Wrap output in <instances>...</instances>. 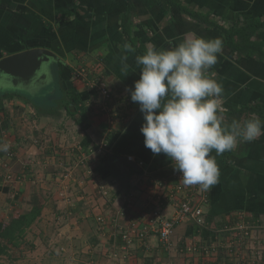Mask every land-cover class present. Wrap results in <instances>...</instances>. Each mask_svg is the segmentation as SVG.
<instances>
[{
	"label": "crops",
	"instance_id": "crops-1",
	"mask_svg": "<svg viewBox=\"0 0 264 264\" xmlns=\"http://www.w3.org/2000/svg\"><path fill=\"white\" fill-rule=\"evenodd\" d=\"M180 1L189 10L208 14L221 24L236 17L264 20V0ZM133 2L131 37L135 43L121 24V15L128 8L125 0H0V59L43 47L62 60L46 66L48 91L37 106L21 92L19 96L15 94L18 91L0 89V143L8 142L15 151L14 158L0 152V220L9 221L15 213L37 210L24 241L9 245L16 264L203 261L200 253L186 255L174 247H163L157 234L144 240L135 238L131 254H122L123 242L115 222L126 224L131 214L150 213L156 204L151 200V185L145 187L146 183L135 192L133 205L126 204L132 184L130 169L115 156L133 155L148 168L167 173L171 163L165 154L154 155L144 144L140 131L144 117L130 94L140 77L136 55L143 54L149 44L157 48L175 46L190 32L204 38L220 37L224 45L225 38L218 28L207 26L178 7L167 9L157 0ZM253 40L264 44V27ZM128 44L135 52H127ZM81 67L93 76L102 73L118 114L100 110L99 93L75 77V70ZM210 72L224 87L223 115L227 122L243 121L255 114L247 110L228 116L227 111L255 104L264 109V59L240 55L225 45ZM70 87H75L80 96L78 111L73 114L67 108L70 99L64 91ZM50 94L54 96L49 98ZM260 118L264 120V115ZM83 155L104 180L108 196L99 193L96 179L85 172L84 166L76 165ZM211 155L216 157L221 175L208 190L207 225L200 227L191 220L179 223L174 244L199 239L218 244L221 264H264V135L239 144L234 152L216 156L213 150ZM68 170L73 176L62 185L60 176ZM162 210L171 217L175 207L166 202ZM240 223L249 227L251 234L231 254L228 243ZM26 247L33 253V263L19 262Z\"/></svg>",
	"mask_w": 264,
	"mask_h": 264
},
{
	"label": "clouds",
	"instance_id": "clouds-1",
	"mask_svg": "<svg viewBox=\"0 0 264 264\" xmlns=\"http://www.w3.org/2000/svg\"><path fill=\"white\" fill-rule=\"evenodd\" d=\"M222 38H204L190 32L175 46L157 48L149 44L136 55L140 77L130 89L144 123L140 131L145 147L154 155L170 159L185 186L203 190L219 182L216 156L234 152L239 144L264 135V120L252 115L246 120H225L224 87L210 69L224 52ZM127 52H135L125 45ZM127 60V54L123 57ZM11 145L0 143V152Z\"/></svg>",
	"mask_w": 264,
	"mask_h": 264
},
{
	"label": "built area",
	"instance_id": "built-area-1",
	"mask_svg": "<svg viewBox=\"0 0 264 264\" xmlns=\"http://www.w3.org/2000/svg\"><path fill=\"white\" fill-rule=\"evenodd\" d=\"M94 74L96 76L90 75L89 70L85 67L77 68L75 70V77L81 79L89 90L97 91L99 93L97 104L100 110L118 114L111 104L113 93L108 81L103 77L102 73L96 72ZM5 156L7 158H14L15 151L10 147V150L5 153ZM127 159L136 162L143 171L141 174L134 173L132 175L131 181L133 187L128 193L126 204L128 206L131 204L133 205L135 201V192L146 183L145 187L151 185L149 186L151 192H153L151 200L156 205L151 209L150 213L131 214L128 223L126 224L114 221L119 229V234L121 235L123 242L121 246L122 254L125 256L131 254V246L134 243L135 238L144 240L151 234H157L160 244L163 247L168 249L174 247L181 254L191 255L200 253L203 255V261L196 264H221V261L218 259V244L204 243L198 239L191 243L175 245L173 241L175 229L181 222L191 220L200 227L207 225L206 204L208 203V190H203L199 185L185 186L182 183L180 173L174 171L172 162L169 164L168 173L166 172L163 176L158 177L155 176L154 172L151 171L142 161H137L135 156L127 155ZM5 165L8 166L7 162ZM76 165L84 166L85 172L96 179L99 193L101 195H109V190L106 184H104V180L99 174H96L88 156H81ZM63 176L71 178L73 173L67 171ZM11 179V176H8V180ZM166 202L173 204L175 207L174 213L171 217L165 216L162 212ZM122 214L123 212L121 211V215ZM233 230L235 231L234 236H232V239L228 243L230 244L229 253L231 254H233V248H241L251 234L249 227L242 223L235 226ZM155 264H173V262L166 261L164 263Z\"/></svg>",
	"mask_w": 264,
	"mask_h": 264
},
{
	"label": "trees",
	"instance_id": "trees-1",
	"mask_svg": "<svg viewBox=\"0 0 264 264\" xmlns=\"http://www.w3.org/2000/svg\"><path fill=\"white\" fill-rule=\"evenodd\" d=\"M128 3L127 10L121 15V24L125 33L131 37V29L133 27V16L135 12V5L133 0H125ZM162 2L165 8L178 7L182 10L188 11L192 16L197 18L200 22H204L209 27L218 28L225 38V45L231 50L238 52L240 55L256 56L260 59H264V44L259 41H254L253 36L255 33L264 27V20L260 19H247L242 20L240 17H236L234 20L228 23H218L210 18L208 14H201L194 12L185 7L180 0H157ZM131 42L135 43L136 39L131 37ZM69 96L70 102L67 108L70 112L76 113L78 111L77 103L79 102L80 96L75 87H70L64 90ZM19 96L22 94L15 93ZM26 97V96H25ZM55 98V97H54ZM27 101H33L34 104H38L42 98H25ZM49 99V98H48ZM54 100V99H52ZM72 104V106L70 105ZM70 106V107H69ZM1 107V104H0ZM257 114L259 117L264 115V109L260 104L246 106L241 110L227 111V115L240 114L243 111H247ZM109 155H107L108 157ZM115 156V155H114ZM154 172L155 176H163L166 171L158 169L156 167H149ZM143 169H137L135 167L130 168V175L134 173H142ZM131 185V186H130ZM128 189L129 192L132 189L130 184ZM37 210L28 213H15L13 218L9 221L0 220V258L9 254L11 244L17 246L24 241L25 232L31 223L35 220Z\"/></svg>",
	"mask_w": 264,
	"mask_h": 264
},
{
	"label": "water",
	"instance_id": "water-1",
	"mask_svg": "<svg viewBox=\"0 0 264 264\" xmlns=\"http://www.w3.org/2000/svg\"><path fill=\"white\" fill-rule=\"evenodd\" d=\"M55 61L62 60L56 53L43 47L30 48L1 58L0 89L18 91L28 98H40L48 91L49 74L46 66ZM115 158L126 163L129 169H140L127 156L119 155Z\"/></svg>",
	"mask_w": 264,
	"mask_h": 264
},
{
	"label": "rangeland",
	"instance_id": "rangeland-1",
	"mask_svg": "<svg viewBox=\"0 0 264 264\" xmlns=\"http://www.w3.org/2000/svg\"><path fill=\"white\" fill-rule=\"evenodd\" d=\"M109 83V82H108ZM83 168V167H81ZM68 172L73 173V171L68 170ZM65 174V172L62 173V175L60 176V180L62 181V185L65 184V181L69 179V177H64L63 175ZM62 189H66V188H62ZM22 252H24L26 254V256L22 257L24 253H21L22 256L20 257L19 262L23 261V262H34V259L30 254L33 255V253L31 251H28V248L26 247ZM13 253V252H12ZM31 256V257H30ZM13 257L9 254L3 256L0 258V264H16L17 261H13L12 260Z\"/></svg>",
	"mask_w": 264,
	"mask_h": 264
},
{
	"label": "flooded vegetation",
	"instance_id": "flooded-vegetation-1",
	"mask_svg": "<svg viewBox=\"0 0 264 264\" xmlns=\"http://www.w3.org/2000/svg\"><path fill=\"white\" fill-rule=\"evenodd\" d=\"M48 95H49V94H48ZM51 96H54V95H51V94H50L49 98H50Z\"/></svg>",
	"mask_w": 264,
	"mask_h": 264
}]
</instances>
